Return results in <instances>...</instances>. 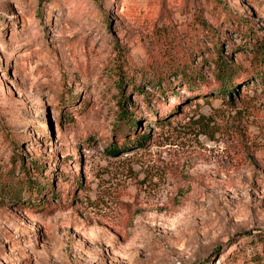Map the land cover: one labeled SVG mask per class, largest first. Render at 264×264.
Here are the masks:
<instances>
[{"label":"rangeland","instance_id":"obj_1","mask_svg":"<svg viewBox=\"0 0 264 264\" xmlns=\"http://www.w3.org/2000/svg\"><path fill=\"white\" fill-rule=\"evenodd\" d=\"M257 47L264 0H0V264H264Z\"/></svg>","mask_w":264,"mask_h":264},{"label":"trees","instance_id":"obj_2","mask_svg":"<svg viewBox=\"0 0 264 264\" xmlns=\"http://www.w3.org/2000/svg\"><path fill=\"white\" fill-rule=\"evenodd\" d=\"M256 53L254 54V60L253 63L256 62L258 64H260L261 62H263L264 60V50H261L259 47H257ZM227 57V58H226ZM178 62H176V65L174 66L175 68H173L172 71L178 73L180 72L181 75H183V77L186 78H191L193 77L192 73H190L192 67L191 65L188 64V61L183 60V59H179L177 60ZM215 65H216V77L220 86L221 90H225L228 92V94H230L232 92V88L234 87L235 84H237V82H235L236 76H237V70L239 67L238 64H236L234 62V58L231 55H225V57L220 58V59H216L215 60ZM256 65V64H255ZM155 69V72L157 73L158 77H162V67L160 68L158 65H152ZM176 66H178V68H176ZM170 69V68H169ZM264 72H260L258 73V75ZM166 76V75H164ZM159 81H161V78L159 79ZM185 81V80H183ZM190 85V84H189ZM131 123H135V120H131ZM146 135L145 134H140V133H136V135L134 136V144H138L141 145L144 143V137ZM133 144V143H131ZM35 168V166H34ZM33 168V169H34ZM37 169H39V167L37 166ZM34 185V184H32ZM38 190V189H37Z\"/></svg>","mask_w":264,"mask_h":264}]
</instances>
